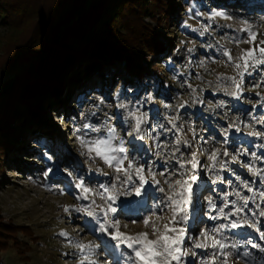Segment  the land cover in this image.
<instances>
[{
	"label": "rangeland",
	"instance_id": "1",
	"mask_svg": "<svg viewBox=\"0 0 264 264\" xmlns=\"http://www.w3.org/2000/svg\"><path fill=\"white\" fill-rule=\"evenodd\" d=\"M97 0H89V3ZM185 0H177L182 10V15L172 18L167 28H161L162 35L172 42L169 55L165 58L157 56H148L147 60L160 69V74L155 75L153 83H157L159 79L168 80L175 89L153 93V89L148 88L145 92L139 91L138 85L127 84L125 75L120 69L109 68L104 62L98 65L89 66V72L85 73V64L80 63V68L74 67L71 76L78 79L74 81L66 78L62 93L58 99L49 98L44 102V106L51 105L54 111L42 112V117L35 118L28 116L33 123L31 128L21 134L22 146L18 147L14 143L12 145L17 152L9 153L8 157L2 156V162L5 169L0 172V210L1 216L7 221L10 220L14 224L29 227L32 232L33 241L30 235L19 233V239L27 242L30 250L26 252L28 259L23 258L13 247L9 248L2 254L3 264H79L76 261L80 258V253L70 246L69 240L61 237L59 233L64 231L72 241L87 243L92 241L101 247L97 249L95 257L100 264H124V259L128 249L125 247H117L116 243L111 241L108 236L97 230L95 221L85 217L83 214L66 215L63 212L64 206H73L86 203L77 201L74 197L78 195L75 189V177H83L92 187H98L100 183L108 184L117 175L113 169L107 167L99 158H95V162L89 159L94 157V153H88L81 146L77 137L85 133L88 138H93L103 133H95L92 128H103L106 124L117 129L118 137L123 140L124 147L128 150V155L134 159H138L146 168H152L153 171L159 172L165 169L177 167L173 161H165L163 155L158 153L164 152L163 148H156V143L171 144L174 141L175 131L168 130L171 126L165 119L166 115H175L176 106L188 101L185 108L180 110L182 120L185 125V138L192 140V135L187 130L189 124L195 129L197 138L202 135L206 138V142L199 145V141H194L192 149L185 148L181 145V151L190 155L195 147H204L209 150L213 146L220 147L221 142L225 139L222 132L229 122L243 121L251 122L253 116L257 119H264V106L257 105L253 108V104L259 100L257 92L264 96V89L253 88V84L258 82V73H254L251 77H245L244 92L240 100H236L225 94L223 87H216V76L223 74L225 76L235 75V71L231 66H225L223 61L226 59L219 55L218 49L220 45L231 50L234 58L239 57L242 49L249 47L248 44L241 43L239 46L230 43V41L238 35L246 36L241 33L240 29L250 27L252 31L258 33L256 43L264 40V0H251L250 3L243 0H237L231 4L229 0H208L206 5L186 4L182 6ZM252 5V6H250ZM220 11L226 14L229 19L220 17L211 18L213 13ZM207 28L208 31H204ZM0 28V33H1ZM211 45L212 47H208ZM191 48L192 52L188 49ZM213 59L220 61L219 63H211ZM207 61L205 68L199 66L200 61ZM177 70L178 74L173 71ZM176 73V74H175ZM199 74L201 80H197ZM15 72H0V94L4 91L7 83L14 77ZM125 83L122 85V83ZM151 80L146 79V86L150 85ZM191 83L193 87L203 89V104L191 103V90L187 85ZM228 81H224L227 85ZM90 91L85 94V89ZM230 90V89H229ZM139 91V92H138ZM137 92V93H136ZM153 97L152 102H148L147 97ZM164 100H162V98ZM218 100L226 102L223 108H211L209 105L214 104ZM165 103L173 105L171 110L164 107ZM121 104H127L128 109L139 108L141 112L147 114L149 121L155 128V131L146 137L149 140L144 147L152 150V153L146 155L144 152H137L134 142H139L135 134L131 133L132 121L126 120L127 115L125 109L120 108ZM89 125L85 128L84 125ZM164 127L161 128L160 125ZM18 125V122L15 123ZM147 123L142 127L145 128ZM240 133L229 130V135L233 134L234 139L230 141L227 147L231 151H238L244 147L251 151H257L264 155V149H257L255 145L264 143V141L256 140L249 137L247 132L250 129L243 128ZM39 128L43 130H51L55 132L62 140L60 146L68 151L71 157H63L57 160V156L53 153L54 147L50 146L52 139L44 137L43 147H38L32 143L34 132L32 129ZM259 129L260 125H256ZM79 129V131H77ZM28 130V131H27ZM210 133V134H209ZM215 134L217 135L215 138ZM209 135H212L209 137ZM159 136V140L153 138ZM119 142V141H117ZM28 145V146H26ZM48 145V146H47ZM19 151V152H18ZM64 156V155H63ZM75 157V158H73ZM203 156L198 154L201 161ZM243 159L247 160V157ZM75 163V165H74ZM207 164L209 161L206 162ZM258 167H264V164H257ZM102 169L103 174H98L96 169ZM235 174H239L243 179L254 182L256 191L261 190L258 179L252 176L246 169L241 168L237 164L231 165ZM201 169L198 170V174ZM71 173V175H70ZM225 179L233 181V187L236 186L234 175L230 173H221ZM160 186L163 184V178ZM154 185L149 179L148 183L141 187L140 195L136 194L135 188L139 185V181L133 178L132 182L127 186L118 185L123 195H117L116 218L120 219L121 230L128 234H136L141 231L151 233V229L144 228L140 223H132L139 221L143 217L150 215L155 206L161 203L166 193H160L157 186L154 190L146 194V188ZM218 192L231 191L225 185L215 184ZM61 192L67 194L61 195ZM216 196L217 193L211 192V189H203L201 198L204 199L205 208L203 215L194 225H190L193 232L199 228L214 226L215 224L226 223L225 221H210L208 215L205 197L207 195ZM251 195V194H248ZM147 197L145 205L140 200ZM97 204L104 202L96 197ZM234 199V197H230ZM219 203V200H218ZM196 211L199 214L198 202L190 206V212ZM201 214V213H200ZM127 223L128 227L123 228V224ZM243 230V229H241ZM234 231V234H233ZM237 230H228V235L235 241ZM244 235L247 242H255L258 237L257 232L245 228ZM250 236V237H249ZM150 238H154L151 237ZM257 245L264 247V240ZM200 256H206V252L197 250ZM208 251H211L210 249ZM250 253L248 258L249 264H264V251L255 247L252 250H241ZM187 264H193L189 259ZM229 264H236L234 260H230ZM243 264V261H240Z\"/></svg>",
	"mask_w": 264,
	"mask_h": 264
},
{
	"label": "snow or ice",
	"instance_id": "2",
	"mask_svg": "<svg viewBox=\"0 0 264 264\" xmlns=\"http://www.w3.org/2000/svg\"><path fill=\"white\" fill-rule=\"evenodd\" d=\"M229 19L225 13L216 11L211 18ZM204 31H208L207 28ZM241 33L246 36H235L230 43L239 46L241 43L248 44L249 47L241 50L239 57L234 58L231 50L220 45L218 49L219 55L226 58L224 65L231 66L235 75L225 76L220 74L216 76V87H223L225 94L230 97L240 100L244 92L245 77H251L254 73H258V82L253 84V88L264 89V40L256 43L258 33L251 30L250 27L240 29ZM208 47H212L209 45ZM192 52V49H188ZM220 61L213 59L211 63H219ZM207 61H200L199 66L205 68ZM207 71V69L205 68ZM197 80L202 77L197 74ZM224 81H228L227 85ZM191 90V103L203 104L201 98L203 89L193 87L191 83L187 85ZM230 89V90H229ZM259 100L253 104V108L257 105L264 106V96L257 92ZM148 102L153 101V97H147ZM188 101H183L176 106L175 115H166L165 119L171 126L168 130L175 131L174 141L169 150V144L156 143V148H163L165 151L158 153L163 155L165 161L171 160L177 167L155 172L152 168H146L138 159H134L128 155L127 148L124 147L123 140L117 135V129L111 125H105L103 128L95 127L91 131L103 135H97L93 138H88L85 133L78 136L77 139L82 147L88 153H94L89 156L90 160L95 162V158H99L107 167L114 170L117 174L108 184L100 183L98 187H92L83 177H75V189L78 192L74 198L77 201L86 203L73 206H64L63 212L66 215L83 214L85 217L91 218L97 225V230L108 236L109 239L116 243L117 247H125L128 249L124 264H187L189 259L193 264H229L230 260H234L236 264H249L248 258L250 253L240 251L243 246L239 241H234L227 234L228 230L250 229L258 233L260 238L264 240V167H258L257 164H264V155L257 151H251L244 147L238 151H231L227 145L229 143V130H234L237 133L243 128L250 129L247 132L249 137L256 140L264 141V119L252 117L251 122L244 123L243 121L233 120L228 123L227 128L222 132L225 139L221 142L220 147L213 146L211 150L204 147H195L190 155L181 151V145L185 148L192 149L194 141L197 138V133L191 124L187 126L188 132L192 135V140L185 138V125L181 123L182 116L180 110L185 108ZM226 102L218 100L214 104H210L211 108H223ZM164 107L171 110L173 105L165 103ZM120 108L125 109L127 115L126 120H131V133L137 138L143 140L146 135V130L142 127L147 123V114L141 112L139 108L132 110L128 109L127 104H121ZM260 125L257 129L256 125ZM87 129L89 125L85 124ZM164 127L163 124L160 125ZM79 131V129L77 130ZM159 140V136L153 138ZM119 141V142H117ZM257 149H264V143L255 145ZM199 155L207 154V165H202L198 159ZM247 157L248 159H243ZM237 164L241 168L246 169L252 176L258 179L261 186L260 191H256L254 182L243 179L239 174H235L231 165ZM203 167L204 173L209 176L211 183L225 185L226 188H231V191L218 192L217 189H211V192L217 193L207 195L205 202L209 213L208 220L210 221H225L226 223L215 224L214 226L202 227L198 231L193 232L191 223L190 206L194 205L199 199L202 192H198L200 188V175L198 170ZM98 174L106 175L102 169L97 168ZM221 173H230L234 175L236 186L233 187L231 179H225ZM71 175V173H70ZM163 178V184L160 186ZM133 178L139 181V185L135 188L136 194L140 195L141 187L148 183L149 179L157 186L160 193H167L160 204L155 206L150 215L143 217L139 221L132 223H140L144 228L151 229V233L141 231L136 234H128L121 230V220L116 218L117 193L115 189L118 185L127 186ZM61 195L67 193L61 192ZM251 194V195H248ZM99 198L103 204H97L96 199ZM234 197V199H230ZM219 200V203H218ZM166 217V218H165ZM128 224H123V228H127ZM61 237L69 240L71 247L80 253L79 264H100L95 258L97 249L101 246L97 243L89 241L81 243L72 241L68 233L61 231ZM154 237V238H150ZM252 247H261L255 243ZM211 251H208V250ZM197 250L205 251L206 256H200Z\"/></svg>",
	"mask_w": 264,
	"mask_h": 264
},
{
	"label": "trees",
	"instance_id": "3",
	"mask_svg": "<svg viewBox=\"0 0 264 264\" xmlns=\"http://www.w3.org/2000/svg\"><path fill=\"white\" fill-rule=\"evenodd\" d=\"M235 1L229 0L231 4ZM207 2L185 0L182 6H204ZM181 11L177 0H97L93 3L89 0H0V72H15L0 94V172L5 169L2 156L17 152L19 149L12 145L22 146L21 134L32 126L28 116L40 118L42 112L54 111L51 105L45 107L44 102L59 98L66 78L78 79L68 73L74 67L79 69L80 63L85 64V73L90 71L89 66L101 62L111 69H120L127 84L138 85L139 91L151 88L153 93L162 94L174 90L168 80L165 83L159 79L153 83L160 69L147 58L169 55L172 42L160 30L167 28L174 16L182 15ZM173 71L178 74L176 69ZM146 79L152 83L146 86ZM85 90L86 94L90 88ZM144 129L145 138L136 139L141 143L136 141L133 145L137 152L148 155L152 150L144 147L150 141L146 137L155 128L147 121ZM32 132V143L39 148L43 147L44 137L52 139L49 145L54 147L57 160L72 156L60 146L62 138L55 132L39 128L32 129ZM233 139L234 135H229V146ZM197 141L202 145L206 138L199 135ZM202 156V165H207V154ZM200 169L198 192L216 188L203 167ZM154 188V185L147 187L146 194ZM196 201L199 214L192 212L193 224L198 222L205 208L201 196ZM146 202L147 197L140 200L142 205ZM19 233L30 235L33 241L38 240L33 239L29 227L6 221L0 210V264H3L2 254L11 247L28 259L25 254L30 246L19 239Z\"/></svg>",
	"mask_w": 264,
	"mask_h": 264
},
{
	"label": "clouds",
	"instance_id": "4",
	"mask_svg": "<svg viewBox=\"0 0 264 264\" xmlns=\"http://www.w3.org/2000/svg\"><path fill=\"white\" fill-rule=\"evenodd\" d=\"M115 191H116L117 195H123L124 194L123 192H121L120 188H118V187L115 189Z\"/></svg>",
	"mask_w": 264,
	"mask_h": 264
},
{
	"label": "bare ground",
	"instance_id": "5",
	"mask_svg": "<svg viewBox=\"0 0 264 264\" xmlns=\"http://www.w3.org/2000/svg\"><path fill=\"white\" fill-rule=\"evenodd\" d=\"M250 237V236H249Z\"/></svg>",
	"mask_w": 264,
	"mask_h": 264
}]
</instances>
